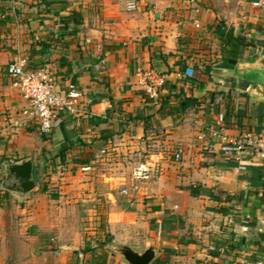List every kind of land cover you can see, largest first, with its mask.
<instances>
[{
  "label": "crops",
  "instance_id": "0c3cea01",
  "mask_svg": "<svg viewBox=\"0 0 264 264\" xmlns=\"http://www.w3.org/2000/svg\"><path fill=\"white\" fill-rule=\"evenodd\" d=\"M65 1L68 7L59 15L74 10L81 20L60 37L53 8L38 0H0V165L30 158L39 186L20 202L0 191L2 202L14 200V231L23 230L27 238L44 232L63 221L59 211L74 207L86 215L104 212L114 242L143 249L151 239V264L260 260L264 159L253 152L226 156L220 147L224 140L254 138L264 127L262 87L239 66L264 55V9L252 8L256 0H249L240 19L223 23L250 43L227 70L218 67L221 42L214 32L224 16L207 0H177L171 10L148 9L152 0H132L134 10L127 9L129 0ZM47 36L54 44L33 56L35 68L52 74L61 90L74 84L82 97L78 115L61 116L42 135L22 116L26 105L5 67L12 61L27 67L31 49L38 51L35 43ZM147 86L160 95L181 91L196 104L160 117L158 101H146ZM178 103L170 97L168 105ZM138 115H151V127L144 130ZM62 147L63 163L56 158ZM50 162L59 176L48 179ZM139 165L149 169L148 178L134 181ZM36 177H45V192ZM83 255L92 263V255Z\"/></svg>",
  "mask_w": 264,
  "mask_h": 264
},
{
  "label": "rangeland",
  "instance_id": "374dc122",
  "mask_svg": "<svg viewBox=\"0 0 264 264\" xmlns=\"http://www.w3.org/2000/svg\"><path fill=\"white\" fill-rule=\"evenodd\" d=\"M176 1L152 0L147 7L150 10L160 7L171 10V5ZM248 1L207 0L214 12H221V16H224L223 23L226 21L234 23L235 19H240L245 13L244 7ZM46 176L48 179L59 176V168L48 170ZM35 180L43 185L45 177L42 178V182L38 177ZM51 184L55 185L53 182ZM57 189V186H52L50 191L56 193ZM4 198L5 202L0 199V203L6 207L0 210V264H86L87 258L83 255L86 247L96 250L97 253L105 250L107 255L105 264H124L120 256L106 249L109 242H103L106 237H109L110 242H114L113 237L106 232L104 212L92 216L82 214L74 207L66 213L59 211L58 218H62V222L58 221L54 227L44 232L35 231V235H29L27 238L23 230L14 231V200L10 197ZM2 207L4 206L0 205V208ZM92 223L95 227L89 229L88 225ZM14 240L20 241V246L14 245ZM97 241L102 243L103 247H99ZM83 242L88 244L85 245Z\"/></svg>",
  "mask_w": 264,
  "mask_h": 264
},
{
  "label": "built area",
  "instance_id": "2783aa9c",
  "mask_svg": "<svg viewBox=\"0 0 264 264\" xmlns=\"http://www.w3.org/2000/svg\"><path fill=\"white\" fill-rule=\"evenodd\" d=\"M254 9H264V0H256L251 4ZM137 5L134 1L127 2V9L134 10ZM5 73L24 101L26 108L21 112L22 116L32 123L40 134H49L55 121L61 116H76L80 113L78 106L82 97L81 93L72 84L67 89L61 90L56 83L55 77L45 69L29 71L24 61H12L5 67ZM139 74V73H138ZM191 74L186 69L185 75ZM146 95L152 100L157 99V90L152 86L146 87ZM89 102H91L89 100ZM1 130V125H0ZM219 137L217 132H213ZM220 151L226 156H238L244 152H253L256 156L264 159V127L254 138L243 135L237 139L224 140ZM104 154V151H101ZM179 154L174 155L178 160ZM243 170V168H239ZM149 169L143 165L137 166L131 176L134 181L148 178ZM121 195L126 196L127 191L121 190ZM240 264H264L262 260L243 261Z\"/></svg>",
  "mask_w": 264,
  "mask_h": 264
},
{
  "label": "trees",
  "instance_id": "16d2710c",
  "mask_svg": "<svg viewBox=\"0 0 264 264\" xmlns=\"http://www.w3.org/2000/svg\"><path fill=\"white\" fill-rule=\"evenodd\" d=\"M38 1L40 2V4L44 6V8L46 9L53 8L55 10L54 15L58 17V21H59L60 29H61V34L59 35L60 37L63 36L62 31L66 30L68 26H72L76 28L80 24L81 16H80V13L77 11L72 10L66 16L59 15V12L65 11L66 8L68 7V3L65 0H38ZM214 32L217 38L221 42L220 63L218 64V67L220 69H227V70L233 69L239 62V54H240L241 48L247 47L250 43L247 42L243 36L234 35L233 30L231 28H226L222 21L217 22V24L214 27ZM53 44L54 43L52 40V36L51 37L47 36L44 39L38 40L35 43V46L38 47L39 49L38 51H35V49L32 48L30 51V54L27 60V67L29 71H38L42 69V68H35L34 60H32V58L35 55L36 56L42 55L41 50L43 51V50L50 49ZM157 93H159V89H157ZM170 97H173L174 99L179 101L178 107H170L168 105ZM151 100L152 99L150 98H146V101L148 102H150ZM156 101H158V105H159L157 109V114L160 117L172 116L174 113H177V112L183 113L189 106L196 104V101L193 100L192 98L184 97L181 91L177 94L171 93V91L165 95L158 94ZM136 119L140 121L144 130H147V128L151 127V123H150L151 115H146V116L138 115ZM106 132L107 131L105 130L101 131V133H106ZM107 137L109 136H106V138ZM103 141H106V139H104ZM65 157H66V149L62 147L61 150L58 152L56 158H58L60 162L63 163L65 160ZM49 167L53 169L55 165L50 162ZM249 167L252 170L255 168V166H252V165ZM40 191L41 192L46 191L45 184L40 185ZM190 194L192 196H195L194 188L190 189ZM4 195L8 196L7 194H4ZM103 242H110L109 237H106ZM98 246L103 247V244L98 241ZM91 250L92 249H90L89 247L83 250V254L89 253L90 255H92L93 261L90 264H105V257H106L105 250H102L101 254L98 257H95V255L91 253ZM259 259L264 261V255H262L261 258Z\"/></svg>",
  "mask_w": 264,
  "mask_h": 264
},
{
  "label": "water",
  "instance_id": "95a60500",
  "mask_svg": "<svg viewBox=\"0 0 264 264\" xmlns=\"http://www.w3.org/2000/svg\"><path fill=\"white\" fill-rule=\"evenodd\" d=\"M246 74L254 77L261 85L262 91L259 97L264 100V55L257 61L239 65ZM2 179L0 191L8 193L17 201L38 190L39 186L34 182L32 175V161L30 158L22 159L13 163L0 165ZM259 241L264 244V231L256 233ZM106 249L120 256L124 264H151L156 257L152 240H148L143 249H134L126 244L109 242Z\"/></svg>",
  "mask_w": 264,
  "mask_h": 264
}]
</instances>
